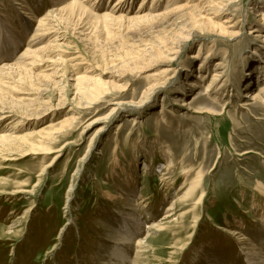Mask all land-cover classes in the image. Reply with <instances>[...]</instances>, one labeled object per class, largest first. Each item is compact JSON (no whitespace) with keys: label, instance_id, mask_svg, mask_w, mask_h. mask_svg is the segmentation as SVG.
<instances>
[{"label":"rangeland","instance_id":"1","mask_svg":"<svg viewBox=\"0 0 264 264\" xmlns=\"http://www.w3.org/2000/svg\"><path fill=\"white\" fill-rule=\"evenodd\" d=\"M21 1L29 9L11 14L19 6L12 7V0H0V7L4 5L11 17L15 35L21 33L22 37L14 49L0 43V64L17 58L36 27L37 17L53 6L52 0ZM114 1H100L99 8H92V12L99 15L109 11ZM139 1L127 0L121 11L126 13L129 6L136 8ZM263 8L264 0H242L231 33L190 38L181 42L184 44L175 60L143 72L140 69H146L153 61L149 53L146 58L138 56V44L168 38L149 28L148 23L104 22L94 15H84L86 25L82 28L83 24L73 17L56 26L63 32L59 41L62 45L51 55L64 59V77L61 71L58 77H45L52 70L43 60L27 66V74L9 75L0 89V108L19 115L0 122V134L12 133L0 139V264H115L111 261L114 240L123 231L121 226L130 222L121 218L128 211L138 214L142 228L151 222H166L158 230L146 229L147 235L143 232L142 237L146 235L148 240L138 264H174L177 259V264H247L240 245L228 242L226 232L231 228L242 237L247 235L255 247L264 249V220L251 208L254 197L250 196L255 195L253 190L258 185L264 188V98L253 101L241 97L246 90L258 89L257 81L264 78V69L260 68L264 44L256 40L264 34V24L256 21L257 10ZM25 22L29 23L26 29ZM199 43L206 48L202 58H191ZM210 45H214L210 49L214 58L206 62L209 68H200ZM9 48L13 49L11 54ZM223 52L228 55L229 72L219 91L228 93L238 82L242 93L224 110L220 108L224 96L213 93L203 97V86L209 78L202 80L197 76H209L213 63ZM160 67L169 69V84L150 92L147 76ZM245 70L250 72L248 78ZM76 76H85L81 81L84 88L97 85L103 92L94 95V99L82 94L80 97L74 92ZM188 81L194 84L185 90ZM176 99L191 104L182 107ZM241 99L249 105L240 108ZM61 102H66V106L46 110ZM118 102L119 108L114 104ZM45 111L48 113L43 114ZM35 113L42 114L36 117ZM67 113L77 118L72 131L49 145L51 151H59L43 152L39 141H34L37 146H29L31 131L45 127L50 120L58 121ZM16 123L17 128L11 129ZM101 126L103 129L97 130ZM136 143L147 147V163H143ZM55 155L58 156L52 161ZM131 156L139 157L138 167L125 165ZM150 160L152 166L145 168ZM184 165L195 169L188 178L182 174ZM197 172L200 177L192 203L203 195L201 202L195 203L193 211L177 206L174 215L163 220L167 206L181 195L180 191L185 190L181 187ZM167 181L169 186L165 185ZM118 186L132 188V192L127 191L131 205H123L118 198ZM241 189L245 197L240 196ZM106 193H113L116 200H108ZM255 200L258 202V197ZM183 211L186 213L181 221L178 215ZM239 223L244 224L243 228ZM137 235H127L130 241L124 245L129 264L136 257ZM190 235L193 238L189 250L181 253L173 248L186 243Z\"/></svg>","mask_w":264,"mask_h":264},{"label":"bare ground","instance_id":"2","mask_svg":"<svg viewBox=\"0 0 264 264\" xmlns=\"http://www.w3.org/2000/svg\"><path fill=\"white\" fill-rule=\"evenodd\" d=\"M100 1L102 3L104 1L106 3H109L110 0H52L53 6L51 8H49L43 15L37 17L36 27L33 29L31 35L27 39L25 48L21 50L19 55L17 54L18 55L17 58L14 59L13 62L11 60V63L7 62V63L0 64V89H1V87H4L3 84L5 85L7 83V79L9 77V75L15 74L17 72H18V74L20 72L26 73L25 70H26L27 66H34L35 62L39 64V62H41L43 60H46L45 62L47 64V69L49 71L52 70L51 73H49V74L47 73L46 75H44L45 77H47L49 79L54 75H56V77H58L60 75L62 77H64V73H66V69H67L66 64H64V59L62 58L61 55H59L58 57L55 58V56L51 55V54H53V52L58 50L56 47H60L62 45V42L59 43V41H60V38L63 39V37H62L63 32L60 31L59 28L56 26H59L64 21L70 20V18H72V17L74 20L79 21V24H83L80 26L81 28L86 25V22L84 21V19H85L84 15H88V16L94 15L99 19L100 18L103 19L104 22L107 20H110L113 22H120L122 20H125V21H127V20L132 21L133 20L136 23H148L149 28H151V29L155 28L156 29L155 32H158L159 34L165 33V37L166 38L168 37V38L165 39L164 41L160 42V40H158L157 42H150V43L148 42L147 44L140 42L138 44V47H137L138 56L139 57L145 56V58H146L147 53H149L148 57H150V59H152V61H153V63H151V65L149 67H147V68L145 67L146 69H144V68L140 69L141 72H143V71L151 68V66L153 68L159 67L162 65H166V64L170 63L171 61L175 60L177 58L179 52L182 49V45L184 44V43L182 44L181 42H186L190 38H195L197 35L207 36L209 34H223L224 35V34L231 33L237 24V22H236L237 20H235V16H236L235 13L237 12L236 10L239 8V5H240L242 0H140L138 2L139 5L136 8H132L129 6L127 8L128 11L126 13H124V11H121V10H123L122 8L125 5V3L127 2V0H115L114 3H112L110 5V8H109L110 10L108 9L110 12L104 11L102 14L97 15V14H94L92 12V8H94V9L99 8L100 5L98 3ZM148 1H150L149 4L147 3ZM13 5L14 6L18 5L19 9L16 8V10L15 9L12 10L11 14L15 11L22 13L23 12L22 9H24V8H25V10L27 9V5H25L23 3V1H21V0H20V2L12 0L11 6L14 7ZM12 7H11V9H13ZM263 9L257 10V13H256L257 20L256 21L264 24V10ZM128 12H130V14ZM223 14H226L227 16H225L224 19H220L221 15H223ZM26 15H28V14H26ZM10 18H11L10 15L8 16L7 11H5L4 5H2L0 7V25H1L0 31L1 30H5V31H3V33H2V35L4 37H2L0 39V43H2V44L5 43L7 47L11 46L14 49L20 45V42L22 41V37L19 35L21 33L15 35L16 32H15V29L12 27V23H10L11 22ZM26 18H29V16H27ZM86 19H87V17H86ZM20 21H21V18H20ZM87 22H88V20H87ZM25 23L27 25L24 24V29H26V26H29L28 22H25ZM84 29H82V30H84ZM151 29L149 31H153ZM146 30L147 29H145V31ZM146 34H148V32ZM11 36L13 37L12 39L14 40L13 41L14 44L11 40ZM149 36H150V34H149ZM50 38H52V39H50ZM256 40L259 43L264 44V34L257 37ZM51 42H55L54 45ZM7 43H9V44H7ZM203 44L199 43L197 45L198 50L196 51V54H192V56L190 55L191 58H195V57H196V59L202 58V54L204 53L203 51L206 50V48H204ZM147 45H150V46L147 47ZM140 46L142 48H140ZM3 47H5V46H3ZM210 47L207 50V54L206 55L204 54L202 61H200V65H199L200 68L204 67L206 65V62H209L212 58H214V56H212L214 52H212V53L210 52L213 50L214 45H210ZM2 49H4V48H2ZM11 49L9 48V50H8L9 54H11L10 53ZM13 49H12V51H13ZM210 49H212V50H210ZM1 54H2V52H1ZM221 54H222L221 57L216 59V61L213 63L214 67H213L212 72L209 76L208 75L205 76L201 73H199L197 76L202 78V80H207V78H209V81L206 82L205 85L203 86L204 92L201 93V95L203 97L204 96L209 97L213 93L215 95L219 94L220 96H224V100H223L222 104L220 105V108L224 110L233 102V100L235 98L236 99L239 98V96H241L242 93H241V88L239 87L238 82H236L237 83L236 88L230 90L228 93H226V92L222 93L219 91L220 85H222V86L225 85L224 78L226 77V75L229 72L228 55H226L227 54L226 52H223ZM4 55H6V53H4ZM7 56H8V53H7ZM8 58H10V57H8ZM260 61H261L260 62L261 66L260 65L259 66H260V68L264 69V57H261ZM59 66H61V67H59ZM207 68H209V67L207 66ZM205 69H203V70H205ZM168 70L169 69H167L165 67H160V68H157V69L151 71L148 74L147 80L150 84L148 90L150 92L161 90V89L166 88L168 86V84H169V79H168V72L169 71ZM242 70H243V68H242ZM60 71L62 74L59 75ZM53 72H55V73H53ZM243 72H244V76H246V77L250 73L248 70H245ZM263 72H264V70H263ZM84 78H85V76H76V78H75L76 87H75L74 92L76 94H79L80 97L82 94V95H86V98L90 97V98L94 99V95L99 96L103 92L101 90L100 86H97V85H91V86L87 85L84 88L82 83H81V81ZM226 79L227 78H225V80ZM53 82L57 83L59 81L53 80ZM257 82H256L258 84V87H257L258 89H256L257 91L255 90L253 92H250V91L246 90L245 93L241 97L246 98L248 100H253V101L262 100L264 98V78L261 79V81H257ZM57 84H59V83H57ZM191 84H194V83L192 81H188L187 83H185L186 86H184V89L186 87H188L187 85H191ZM240 93H241V95H240ZM195 98L197 99L199 97H195ZM246 99H241L238 102V105L240 108H244V105L245 106L249 105V102ZM176 100L178 102L176 104H178L182 107H189V105L191 104V101H187L185 99H176ZM193 100L195 101L194 98H193ZM86 102L88 103V101H86ZM142 102H144V101H142ZM142 102L139 103V105H136V107H139L140 105H142ZM65 104H66V102H61L59 106H56L53 108L48 107V109H46V110L47 111H51L52 109L55 110V109L61 108L60 106H66ZM114 104L116 106H118V108H119L121 105V102L114 103ZM118 108L114 107L113 109L116 110ZM192 110H194L196 113H201V111H199V110H196V109H192ZM47 111H45L43 114H47L48 113ZM38 114H42V113H35L36 117L41 116ZM67 114L68 115H63L62 118L58 121L50 120L45 125V127L38 129V130L31 131L30 133L33 135L31 138L29 137V140L31 139L29 146L31 148L33 146H37L38 144L34 143V141H39V142L43 143V144H40V146H41L40 148L42 149L43 152L54 153L56 151H59L60 149L51 151V146L49 147V145H50V143L57 141L59 138H62L64 136L68 135L72 131L73 124L75 123V120L77 118L72 113H67ZM15 115L17 116L18 114L11 113L10 111L8 112V110L6 111L4 108H0V122L4 119H10V118L12 120V116H15ZM22 116L23 115H21V118H22ZM50 117L51 116H49L48 118H50ZM23 118H24V116H23ZM32 118H34V117H31V119ZM135 119H133L134 122H135ZM98 120H101V119H96L95 121H98ZM92 122H94V120ZM135 123H137V122H135ZM22 125H24V124H22ZM103 127L101 126L97 130L101 131L103 129ZM10 128L13 130L15 128H17V123ZM10 134H12V133L11 132L9 134H6V133L3 134L2 133V134H0V139H3L4 137L9 136ZM36 137H37V140H36ZM26 138H24V140H26ZM6 140H7V138H6ZM144 146H145L144 144H139V143L136 146V148H138V150L140 151V152L139 151L138 152L141 153V157L143 158V159L142 158L141 159L143 160V163L146 162L147 157H148V154H146L147 151L145 150V148H147V147H144ZM117 154L118 153H116L115 155L113 154L115 156L114 161H116V162L119 159ZM57 156L58 155L53 156L52 161H54ZM138 159H139V157H137V159H135L134 156L128 157L126 159L127 164H125V165H127V167H133V166L138 167L139 166L138 165L139 164ZM151 162H153V161L150 160L149 165L144 164V167L145 168L149 167L151 165ZM180 168H181V165H180ZM122 169H123V171L125 170L124 168H122ZM182 169H183L182 174L187 176V178H188V175L195 170L194 168L189 167V166H185V165L182 166ZM78 170L79 169H77V172H78ZM126 174H128V171L125 172V175ZM199 177H200V175L197 172L196 175H194V177H192L191 179H189V181H187V184L184 187H181L185 190L183 192L179 190L181 195L174 197L175 199L172 201V203L167 206L166 211L163 214L164 215L163 220L170 219L174 215L175 208L177 206H183V208L187 212V211H193L195 209L194 206H195V203H197V201L201 202L202 197H204L203 195L197 197L195 203H192L193 200L196 198L195 191H196V188L198 187L197 184L199 182L198 181ZM183 178H185V177H183ZM184 183H186V182H184ZM165 185L169 186L170 181H167L165 183ZM130 186H131V184H130ZM131 187H128V188H126L125 186L119 187L120 192L118 194V196H119L118 198H120V200H122L123 205H131L132 204L131 199L128 197V192H127L128 190H130V192H132ZM71 189H72V187H71ZM254 189L255 190H253V192L255 195H253V194L250 195V196L254 197V198H252L253 202L251 203V208L253 210H256L259 212L260 219L262 221V220H264V202H263L264 201V199H263L264 194L262 193V192H264V188L260 187L258 185ZM239 193H240L241 197H245V191L244 190L241 189V192H239ZM114 196L115 195L113 193H106V198L108 200H112V201L116 200V197H114ZM255 197H258V202H257V200H255ZM68 199H69V195H68ZM186 212H184V211L181 212L178 215V219H180L182 221ZM121 218H122L123 222L124 221L126 223H128L129 221L130 222L127 225L123 224L121 226V229L123 228V231H125L126 234L122 231V232L118 233V236H116V239L114 238L115 239L114 240L115 245H114V249H112L111 261L116 262L115 264H129L128 263L129 261H127L128 258H127L126 251H124V249H125L124 245H127L128 241H130V238L128 236H133V235L138 234L137 237H135V240H137V241H135V245L137 247L136 248V257H135V260H132V263H131V264H138L139 263L138 261L141 259V257H143L145 255L144 254L145 253V247L147 246L145 244V241L148 240V239L145 240V238H147L146 235L149 233L148 230H146V229H152V230L157 229L158 230V229L162 228L166 222L165 223L164 222L161 223V221L156 222V223L151 222V224L150 223H149V225L145 224L146 226L144 225V227L142 228V226H141L142 221H141L140 217L138 216V214H136L135 211L123 212L121 214ZM168 222H171V220H169ZM238 225L241 228H243L244 224L239 223ZM231 229H232L231 231L228 230V232H226L227 238L229 239L228 242H233V243H236L237 245H240V247H241L240 251L244 254L247 264H264V252L262 251V250H264L263 247H262V249L255 247L253 245V242L250 240V238L247 235H246V237L245 236L242 237V236H240V235H242V234H240V232H238L237 230H233V228H231ZM143 232H146V235L144 237H142ZM192 238H193V235H190L189 239L186 240V243H180L178 248L174 247V246H173V248L178 249L181 253L186 252L187 250H189V247H190L189 244H190V241ZM260 245L263 246L262 243ZM198 252H201V251H198ZM223 253H225V252H223ZM201 254H202V252H201ZM177 263H178V259L174 262V264H177ZM193 263L194 262L192 261L191 264H193ZM142 264H148V263L145 261Z\"/></svg>","mask_w":264,"mask_h":264}]
</instances>
